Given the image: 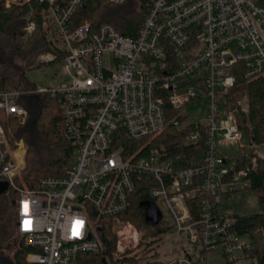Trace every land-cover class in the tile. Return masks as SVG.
I'll return each instance as SVG.
<instances>
[{
	"label": "built area",
	"instance_id": "2783aa9c",
	"mask_svg": "<svg viewBox=\"0 0 264 264\" xmlns=\"http://www.w3.org/2000/svg\"><path fill=\"white\" fill-rule=\"evenodd\" d=\"M38 1L47 4L41 14L52 51L42 53L37 63L61 57L66 81L33 90L0 88V183H8L6 192L17 193V230L22 244L33 249L27 261L85 264L81 253L103 254L99 222L126 212L137 186L147 179L149 199L161 217L189 247L202 249L197 260L187 254L170 264H206V251L219 244L228 264H238L241 258L255 264L249 234L234 231L233 216L220 201L250 186L247 170L235 162L228 166L217 145L242 139L235 111L247 113V97L237 102L235 111L226 97L236 84L235 67L241 65L237 70L246 80L264 79V4L150 0L137 36L129 37L111 24L85 21L74 26L73 16L85 0ZM34 29L35 23L29 22L25 31L31 34ZM33 93L61 99L74 159L64 175L41 178L36 187L27 188L17 181L26 167V145L11 141L9 122L27 121L24 98ZM204 96L210 105L209 122L180 127L179 110ZM191 124L196 129L185 143L194 144L203 131L205 151L195 165L181 167L187 155L168 157L154 139L169 125L185 129ZM256 161L253 157V166ZM196 195L203 196L198 218L189 204Z\"/></svg>",
	"mask_w": 264,
	"mask_h": 264
},
{
	"label": "trees",
	"instance_id": "16d2710c",
	"mask_svg": "<svg viewBox=\"0 0 264 264\" xmlns=\"http://www.w3.org/2000/svg\"><path fill=\"white\" fill-rule=\"evenodd\" d=\"M5 1L0 0V47L7 55L22 57L25 63L15 73L9 61H0V88L20 87L33 90L36 85L26 77V65L39 67L42 64L37 63L38 57L52 51L46 40L41 14L47 4L31 0L6 7ZM149 2L150 0H126L122 4H112L104 0H85L84 6L73 16V25L77 26L85 21L96 26L111 24L123 35L135 37L147 14ZM260 3L264 4L262 0ZM29 22L35 23L31 34L25 31ZM60 61L61 57H58L56 62ZM239 67L241 65L235 67V87L228 90L226 97L232 110L238 107L237 102L240 99L247 97V113L239 108L234 111L240 131L248 137V141L253 138L254 142L250 152L236 156L234 162L237 168L247 170L246 178L250 186L245 189L256 193L260 211L232 218V227L239 234H249L253 244L250 257L256 259L255 264H264V157L253 152L254 145L264 144V79L246 80L242 72L237 70ZM24 99L29 117L25 123L11 119L10 136L11 141H22L27 149L26 167L17 178L18 184L21 187L34 188L41 178L64 175L74 159V146L66 133L58 95L33 93ZM195 129L194 124L185 129L169 125L154 139V145H163L168 157L187 155L180 166H193L205 151L206 138L202 131L194 144H186V135ZM129 151L127 148V152ZM253 157L257 158L255 166L251 162ZM150 184L147 179L141 181L132 196V205L126 212L99 222L98 234L102 249L106 252L105 262L102 253L85 252L80 256L85 264H164L157 258V252L149 256L154 249L153 244L146 247L141 253L142 257L131 255L146 237H154L163 231L158 227L163 225L164 218L160 215L158 223L154 224V220L148 216L153 202L147 191ZM202 199L203 196L196 195L189 201L195 218L199 217ZM17 219V193L9 190L0 195V255L7 251L11 253L15 264H31L26 258L33 249L22 243L18 244L20 235ZM119 222L132 227L140 235V242L136 247H126L124 251H119V232L115 228Z\"/></svg>",
	"mask_w": 264,
	"mask_h": 264
},
{
	"label": "rangeland",
	"instance_id": "374dc122",
	"mask_svg": "<svg viewBox=\"0 0 264 264\" xmlns=\"http://www.w3.org/2000/svg\"><path fill=\"white\" fill-rule=\"evenodd\" d=\"M0 61H9L11 69L18 73L17 69L22 67L25 63V59L20 56L7 55L0 47ZM27 66V67H26ZM25 69L26 77L33 82L37 87L49 88L58 87L62 82L66 81L65 77L61 75L62 63L51 62L39 65L37 68H33L34 65H26ZM220 94L225 93V90L217 88L216 90ZM220 101L223 102V97H220ZM210 113V105L207 97L199 98L185 107L179 110V115L182 116L180 127L199 121L206 125L208 116ZM242 133V132H241ZM243 135V134H242ZM251 147L249 146L248 137L243 135L242 139L235 143H219L217 150L220 155L227 159L228 166L234 165V158L241 154L250 152ZM253 152L258 156L264 157V144L254 145ZM201 155L197 160L201 159ZM221 205L223 209L232 216H240L246 214H253L260 211L258 204V197L256 193L249 189H242L235 191L227 200L221 199ZM170 227V228H169ZM115 228L119 232L120 244L119 251H124L126 247H136L140 242V235L130 226L116 224ZM163 229L161 233H158L154 237H146L143 243L135 248L131 255H139L142 257V252L145 251L146 247L153 244L154 249L151 250L150 255L154 252L158 253V259L164 264H170L187 258V254L191 256L193 260H197L201 254V248L192 249L187 243V239L184 236L175 233V230L169 220L164 218L163 225H160L158 229ZM92 231L97 235L95 227ZM243 239L247 240L249 237L246 235L242 236ZM21 237L18 238V244H21ZM4 255L12 257L11 253L5 251ZM148 257V256H147ZM206 264H228L222 245H216L215 247L209 248L206 251ZM238 264H254L250 259L241 258Z\"/></svg>",
	"mask_w": 264,
	"mask_h": 264
},
{
	"label": "water",
	"instance_id": "95a60500",
	"mask_svg": "<svg viewBox=\"0 0 264 264\" xmlns=\"http://www.w3.org/2000/svg\"><path fill=\"white\" fill-rule=\"evenodd\" d=\"M264 2V0H262ZM254 142L253 138L250 139L249 143L250 145H252ZM8 190V183L7 182H1L0 183V195L5 193ZM148 216L149 219L154 220V224L158 223V219L160 217V212L158 211V209L152 205L149 208L148 211ZM233 218H237V216H233ZM103 255H106V252L103 251ZM103 262H105V257L103 258ZM0 264H15L13 259L10 256L7 255H0Z\"/></svg>",
	"mask_w": 264,
	"mask_h": 264
},
{
	"label": "snow or ice",
	"instance_id": "6c2138e0",
	"mask_svg": "<svg viewBox=\"0 0 264 264\" xmlns=\"http://www.w3.org/2000/svg\"><path fill=\"white\" fill-rule=\"evenodd\" d=\"M77 223L79 224V223H82V222H77Z\"/></svg>",
	"mask_w": 264,
	"mask_h": 264
}]
</instances>
